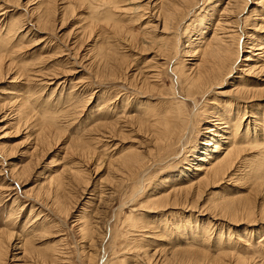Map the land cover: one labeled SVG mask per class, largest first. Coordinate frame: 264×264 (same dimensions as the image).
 <instances>
[{"label": "rangeland", "instance_id": "obj_1", "mask_svg": "<svg viewBox=\"0 0 264 264\" xmlns=\"http://www.w3.org/2000/svg\"><path fill=\"white\" fill-rule=\"evenodd\" d=\"M263 136L264 0H0V264H264Z\"/></svg>", "mask_w": 264, "mask_h": 264}, {"label": "bare ground", "instance_id": "obj_2", "mask_svg": "<svg viewBox=\"0 0 264 264\" xmlns=\"http://www.w3.org/2000/svg\"><path fill=\"white\" fill-rule=\"evenodd\" d=\"M167 15H168V17L170 16L169 14H167ZM221 28H220L221 31L219 30V32L216 34L213 33L211 38L208 39L206 41V43L203 44V46H201V48H200L199 55H200V63L201 64H197V66H196L197 69H196V74H195V75H197V78L199 80L204 81L202 84H197V86L200 88L204 87V85H206L208 82H211V80L219 78V75L221 76L222 70H225V73L222 75V76H224L226 74H229L230 71H232L234 69V60H232L231 54H234V53L236 54L238 52V49L235 52L232 51L231 46L227 43V39H225V38H229L230 35L229 36L228 35H222V34H226V33H225V31H223L224 28L223 27H221ZM260 49H261V47H260ZM249 58L250 57H246V58H244V60H249ZM192 78H193V76H192ZM198 79H196V81H199ZM15 93H16L15 90L14 91L10 90L9 93H7V94L10 96V94H15ZM18 96H19V94L14 95V96L10 97V99H14ZM217 117H218V119H217L218 121H223V118L221 116L217 115ZM232 118L230 116L227 118V119H229L228 123H230L231 125L233 124L232 125L233 130H231L232 132L229 131V133L227 134L229 136H226V137H228V143L224 149V155L220 159H218L216 156H215V158L212 157L213 153L218 152V150H219V146H218L219 140L215 137L213 139L214 142H205V140L202 141L204 145H211V147L214 148L213 150H211L208 153V155L206 157L208 159H205L206 161L210 160L209 163L210 164L212 163V164L208 168L207 174L204 177L203 181H207L208 177H210V179H211V178H214L216 176L225 174L229 169H231L233 167V164H234L236 158H238L241 155L240 153L243 152L244 150H246V148H249L250 146H252L251 141L253 139V136L255 135V132H254L255 129L252 131L247 129L245 132L240 133L241 135L239 134V138H240V140H239V138L237 139L238 133H237L236 128L240 124V122H241L240 119L242 117L240 115L237 120L234 119L235 121L234 120L232 121ZM218 124H220V122H218ZM224 124H227V123H224ZM223 127L227 128V125H223ZM165 135L167 136V134H165ZM237 140H239V141H237ZM235 141L237 142V144ZM261 143L264 144V136L261 139V142H259V144H261ZM234 144H236V145L234 146ZM221 148H222V146H221ZM211 159H213V160H211ZM191 237H192V239L195 240V238L197 236L194 234Z\"/></svg>", "mask_w": 264, "mask_h": 264}]
</instances>
